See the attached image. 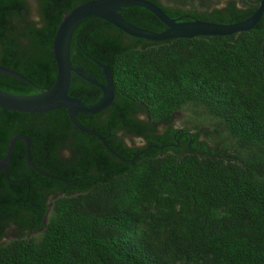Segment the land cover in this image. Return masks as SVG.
<instances>
[{
  "label": "trees",
  "instance_id": "1",
  "mask_svg": "<svg viewBox=\"0 0 264 264\" xmlns=\"http://www.w3.org/2000/svg\"><path fill=\"white\" fill-rule=\"evenodd\" d=\"M36 1L39 20L31 17L27 0L0 1V65L33 83L0 74V89L13 94H36L37 87L54 84L57 28L89 0ZM150 1L172 18L222 24L248 18L260 3L229 0L210 8L200 0L207 8L183 9L180 5L195 0H175L172 6ZM120 13L138 27L166 29L147 9ZM263 43L264 14L253 29L232 36L161 42L132 37L99 18L81 23L72 37L71 61L100 82L99 64L108 65L116 95L103 112L78 119L126 160L78 130L66 109L32 114L0 108V158L12 136L24 134L34 140L36 166L56 177L33 172L23 142H17L10 178L29 181L32 203L55 197L44 231L0 244V264H264ZM70 95L91 106L102 91L73 73ZM190 103L221 121L236 142L233 153L225 150L221 156L199 141V133L185 129L157 133L158 125H170ZM125 135L142 137L146 144L130 146ZM178 139L182 151L192 152L178 155L161 148ZM63 148L69 157L61 155ZM12 192L25 197L27 187L11 185L0 172L5 213L14 209Z\"/></svg>",
  "mask_w": 264,
  "mask_h": 264
},
{
  "label": "water",
  "instance_id": "2",
  "mask_svg": "<svg viewBox=\"0 0 264 264\" xmlns=\"http://www.w3.org/2000/svg\"><path fill=\"white\" fill-rule=\"evenodd\" d=\"M130 7L147 9L166 26V29L163 31H151L134 25L120 13L124 8ZM263 14L264 0H260L258 8L251 16L242 21L228 24L199 19L183 21L181 18H172L161 6L150 0H89L74 7L67 13L57 28L52 44L53 56L57 68L54 84L46 90L37 87L39 93L31 95H18L0 89V108L8 111L32 114L66 109L72 123L78 130L95 136L113 155L121 160H126L108 144L106 137L101 135L97 130L84 125L78 119V115L80 114L95 115L103 112L112 105L116 94L113 75L108 65L99 64L104 76V82H100L93 74L89 73L84 68L75 67L73 65L70 48L76 28L87 19L99 18L114 25L132 37L142 38L151 42H161L174 38L232 36L253 29L261 20ZM73 73L101 89L102 97L97 103L88 106L81 99L70 95ZM0 74L11 76L33 85L27 77L9 66L0 65ZM18 140H22L25 144V158L27 163L40 174L52 177L38 169L31 159L30 138L23 134H17L10 140L5 156L0 158V171H3L5 178L11 183L23 182V180L12 181L9 176L10 166ZM145 151L146 150L136 154L129 161H134Z\"/></svg>",
  "mask_w": 264,
  "mask_h": 264
},
{
  "label": "rangeland",
  "instance_id": "3",
  "mask_svg": "<svg viewBox=\"0 0 264 264\" xmlns=\"http://www.w3.org/2000/svg\"><path fill=\"white\" fill-rule=\"evenodd\" d=\"M229 0H207V4L210 8L223 7ZM239 5H243L245 0H236ZM32 7L31 17L34 20L39 19V14L37 12V1L28 0ZM163 4L168 6L175 5L173 0H162ZM183 9H203L207 8L201 5L200 0H195L191 4L180 5ZM171 126L176 130L185 129L190 134L199 133V141L206 143L210 148L216 150L221 156L225 155V150L229 153H233V148L236 145L235 140L229 135L225 126L221 123L218 118H215L207 112L203 106H197L195 104H187L182 109L178 110L174 115V120ZM163 129L167 126L161 127ZM126 142L130 146L142 147L145 146V141L137 136L125 135ZM170 152L183 155L185 153L192 152L191 149H186L184 151L170 150ZM68 155V152L65 153ZM28 236L30 234H27ZM32 235V234H31ZM17 236H9L7 241L15 239Z\"/></svg>",
  "mask_w": 264,
  "mask_h": 264
},
{
  "label": "flooded vegetation",
  "instance_id": "4",
  "mask_svg": "<svg viewBox=\"0 0 264 264\" xmlns=\"http://www.w3.org/2000/svg\"><path fill=\"white\" fill-rule=\"evenodd\" d=\"M173 1H175V0H173ZM27 2H28V0H27ZM159 2L161 4H163L162 0H159ZM28 4H29V2H28ZM29 8H30V12L32 14V7L30 4H29ZM137 118L139 120H142V121H147V118L144 114L137 115ZM163 126L164 125H158V127H157V133L159 135H164L169 130V127L174 129L171 126V124L168 125L167 128H165V129L161 128ZM179 131L184 133V129H181ZM15 135H17V134H15ZM176 135H175V138H176ZM139 138L144 140L146 143V140L144 138H142V137H139ZM30 140H31L30 152L32 155V147H34L35 145H34V140L31 138H30ZM20 141H22V140H20ZM23 144H24V142H23ZM24 147H25V144H24ZM164 147H166L168 150L171 148V150L175 149L177 151H182L184 148L183 144L181 143V141L179 139L176 142H171V143H168V144L161 146V148H164ZM189 147L191 148L190 144H189ZM66 152H68V155H65ZM61 155L69 157L70 151L68 149L63 148V149H61ZM25 160H26V158H25ZM26 163H27V161H26ZM27 165L33 172H37L28 163H27ZM35 166H36V164H35ZM37 168L40 169L39 167H37ZM41 171H43V170H41ZM0 172L4 176L3 171H0ZM10 172H11V166H10ZM43 172H45V171H43ZM37 173L40 174L39 172H37ZM45 173H47V172H45ZM41 175H43V174H41ZM9 176H10V174H9ZM43 176H45V175H43ZM51 176L55 177L53 175H51ZM45 177H48V176H45ZM52 177H49V178H52ZM4 178H5V176H4ZM11 180L12 181L23 180V182L11 183L10 181H8L6 179V181L9 182L11 185L25 184L27 187V194L25 197H23V196H19L18 193L16 194V192L15 193L12 192L11 193L12 195L10 197L13 198L12 202H13V206H14L13 208L14 209L9 211V213H5L0 208V226H3L4 222L7 224L6 226H3L4 231L2 232V235L0 236V244H4V243L8 242L7 238H9V236H12V235L17 236L16 238H18L19 236H21L23 234H26V235L32 234L31 236L40 235L44 231V229L47 226L49 219L51 217L52 208H53V199L55 197L53 194H50V195H47L46 201L45 200H44V202L43 201L42 202L33 201V203H32L30 201L31 200V187H30L29 181L25 178H19L17 180L11 179ZM15 190L16 189H14V191Z\"/></svg>",
  "mask_w": 264,
  "mask_h": 264
}]
</instances>
